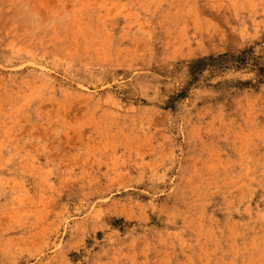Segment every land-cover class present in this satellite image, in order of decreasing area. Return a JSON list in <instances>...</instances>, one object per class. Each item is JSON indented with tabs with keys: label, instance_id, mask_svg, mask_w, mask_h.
Instances as JSON below:
<instances>
[{
	"label": "rangeland",
	"instance_id": "obj_1",
	"mask_svg": "<svg viewBox=\"0 0 264 264\" xmlns=\"http://www.w3.org/2000/svg\"><path fill=\"white\" fill-rule=\"evenodd\" d=\"M264 0H0V264H264Z\"/></svg>",
	"mask_w": 264,
	"mask_h": 264
},
{
	"label": "trees",
	"instance_id": "obj_2",
	"mask_svg": "<svg viewBox=\"0 0 264 264\" xmlns=\"http://www.w3.org/2000/svg\"><path fill=\"white\" fill-rule=\"evenodd\" d=\"M194 75H200L206 70L210 73L230 69H248L257 77V83H264V56L255 55L253 48H247L237 53H227L207 60H199L191 67Z\"/></svg>",
	"mask_w": 264,
	"mask_h": 264
}]
</instances>
